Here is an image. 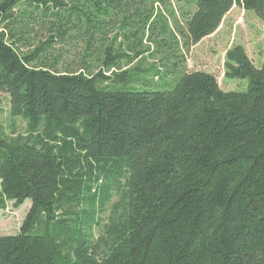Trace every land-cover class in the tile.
Wrapping results in <instances>:
<instances>
[{"label":"trees","instance_id":"obj_1","mask_svg":"<svg viewBox=\"0 0 264 264\" xmlns=\"http://www.w3.org/2000/svg\"><path fill=\"white\" fill-rule=\"evenodd\" d=\"M235 6L264 19V0H0V93L26 124L0 109V210L32 201L0 264H264V62L231 48L233 92L187 65Z\"/></svg>","mask_w":264,"mask_h":264},{"label":"rangeland","instance_id":"obj_2","mask_svg":"<svg viewBox=\"0 0 264 264\" xmlns=\"http://www.w3.org/2000/svg\"><path fill=\"white\" fill-rule=\"evenodd\" d=\"M171 3L175 7L178 6L176 1H171ZM237 45L245 48L257 67L262 66L264 62V19L239 6H235L226 15L216 33L205 38L190 50L187 55L189 71L214 75L225 92L246 90L247 82L231 81L226 78V54ZM0 109L3 111L1 122L9 135L13 129L17 133L26 132V124L20 118L11 117L10 99L5 93H0ZM31 207L32 201L27 200L20 208H16L14 202H9L6 210H0V236L18 235ZM108 215H105V220Z\"/></svg>","mask_w":264,"mask_h":264}]
</instances>
